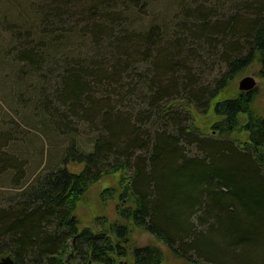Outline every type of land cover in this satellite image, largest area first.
Returning <instances> with one entry per match:
<instances>
[{
    "label": "trees",
    "instance_id": "16d2710c",
    "mask_svg": "<svg viewBox=\"0 0 264 264\" xmlns=\"http://www.w3.org/2000/svg\"><path fill=\"white\" fill-rule=\"evenodd\" d=\"M71 1L41 0L33 8L27 26L32 17L36 26L26 39L35 43L22 42L17 61L37 73L45 57L52 63L73 54L85 38L99 55L105 43L108 54L100 63L65 62L51 101L36 93L30 108L51 119L41 121L44 135L62 133L70 143L61 166L47 169L0 208V258L72 264L65 254L75 239L77 259L126 264L123 242L136 228L186 264H264V118L254 109V92L232 86L254 63L264 78V0H208L210 8L186 10L183 26L169 39L156 26L118 30L121 12L110 9L115 0H89L82 9ZM220 8L227 15L218 19ZM209 60L219 66L214 75L205 72ZM134 64L146 69L133 73L139 69ZM210 112L219 119L209 131L195 127V115ZM83 132L90 135L88 150L76 147ZM8 139L0 135V172L18 176ZM24 145L13 144L11 152L21 153ZM111 176L116 188L103 196L127 204L118 211L121 222L103 219L97 231L80 230L72 216L77 204ZM163 261L159 247L146 245L133 249L128 264Z\"/></svg>",
    "mask_w": 264,
    "mask_h": 264
},
{
    "label": "rangeland",
    "instance_id": "374dc122",
    "mask_svg": "<svg viewBox=\"0 0 264 264\" xmlns=\"http://www.w3.org/2000/svg\"><path fill=\"white\" fill-rule=\"evenodd\" d=\"M40 1L0 0V135H5L9 138L7 143L10 147L16 143L25 144V150L21 153L11 152L12 148L9 147L10 152L7 154L17 160L21 175L17 176L15 175L16 172L14 173L9 169L0 172V208H4L10 198L31 185L36 177L44 175L47 169L61 166L60 162L64 157L63 150L70 143L66 144L63 141L62 133L52 134L50 138L44 135L45 126L41 121L44 117L46 120L51 119L50 115L44 112L43 109L41 112L39 111L43 114L42 116L36 109L30 108L33 104L32 101L37 98L36 93L38 92L39 95L42 93L39 97L40 100L47 98L51 101V91L59 84V77L63 74L62 69L65 66V62L77 59L81 62L94 61L95 63H100L99 60H102V57L108 54L105 43L100 44L99 55L96 52V45L90 42L88 38H85L79 43L73 54L64 57L59 56L52 63L50 58L45 57L44 61L46 60L47 62H42L40 71L37 73H33L32 69L24 62H20V64L17 61L19 59L20 44L22 42L35 43L34 41L30 42L29 37L26 39L27 36L31 37L33 28L36 26L32 27L35 22L33 17L30 20L31 26H27V18L30 17L29 15L32 13L33 8L41 4ZM128 2L130 1L115 0L110 6L111 12H121V17L117 20L120 23L118 30H123L130 34L144 32L150 27L156 26L162 32L165 29L167 30L166 37L168 39L173 35L176 27L183 26L186 20L184 14L186 10L191 11L198 6L210 8L211 5L208 0H140L133 5ZM71 4L72 6H79L77 7L78 9L90 6L89 0H73ZM123 4L124 8L122 7ZM131 6H134V9ZM216 14L217 18L221 19L219 16L221 14L227 15V10L220 8ZM77 22L80 23L78 18ZM36 23L41 30H44L41 22ZM80 24L78 26H84V23ZM103 24L110 26L106 22ZM111 28L115 34L117 28L115 26H111ZM84 33L86 32L83 31L82 34ZM14 37L16 40L13 39ZM83 46L86 47L83 48ZM206 64V73L214 75L218 72L219 66L215 62L209 60ZM145 66L146 64H134L133 68L139 69L138 71L136 69L131 71H134L133 73L140 72L142 69H146ZM257 72L258 64L254 63L234 80L232 86L234 89L239 90V81L246 76L252 77L255 80V86L252 89L255 94L254 109L257 114L264 118V78L259 77ZM49 101L48 105L52 106L53 101L51 103ZM194 119L195 127L201 128L203 132H208L212 123L219 118L210 112L203 117L195 115ZM70 121L73 122V119ZM89 136L86 132L77 134L76 147L78 146L80 150H88L90 146L88 142ZM241 138L246 139V134L243 133ZM7 174L9 176L8 180ZM111 188H116V177H105L94 183L82 196L72 215L77 220L80 230L87 227L92 231H97L101 227L103 219L109 224L121 222L118 211L127 204L118 200L117 197L110 198L108 194L103 196V192ZM123 243H125L129 251L128 256L121 260V262L126 264L131 263V253L134 248L146 245L157 246L162 250L164 255L162 264H186L184 261L175 258L154 236L139 229L131 228L128 239ZM75 245V239L68 241L69 249L67 254H65L68 257V262L70 261L72 264H92L89 260L85 261L74 257L71 248L75 247Z\"/></svg>",
    "mask_w": 264,
    "mask_h": 264
},
{
    "label": "water",
    "instance_id": "95a60500",
    "mask_svg": "<svg viewBox=\"0 0 264 264\" xmlns=\"http://www.w3.org/2000/svg\"><path fill=\"white\" fill-rule=\"evenodd\" d=\"M255 86V80L252 77L246 76L239 81L238 89L240 91H250ZM0 264H14L11 256L6 255L0 258Z\"/></svg>",
    "mask_w": 264,
    "mask_h": 264
}]
</instances>
